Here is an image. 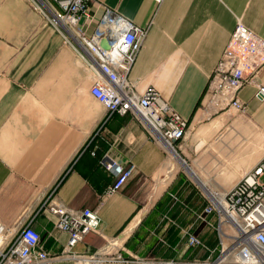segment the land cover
I'll return each mask as SVG.
<instances>
[{
    "label": "crops",
    "instance_id": "1",
    "mask_svg": "<svg viewBox=\"0 0 264 264\" xmlns=\"http://www.w3.org/2000/svg\"><path fill=\"white\" fill-rule=\"evenodd\" d=\"M103 5L148 27L128 79L186 119L178 155L131 112L109 114L90 95L94 71L30 0H0V221H32L41 248L61 255L68 234L49 204L89 208L99 227L67 252L85 264L104 250L123 260L98 264H228L217 263L216 213L210 223L198 216L207 193L229 189L264 155V67L239 92L244 113L207 107L205 90L237 22L264 39V0H95L91 14ZM103 158L135 164L114 193ZM188 234L201 243L188 245Z\"/></svg>",
    "mask_w": 264,
    "mask_h": 264
},
{
    "label": "built area",
    "instance_id": "2",
    "mask_svg": "<svg viewBox=\"0 0 264 264\" xmlns=\"http://www.w3.org/2000/svg\"><path fill=\"white\" fill-rule=\"evenodd\" d=\"M94 1L30 0V3L83 58L86 67L94 71L90 95L109 114L131 112L166 150L177 151L186 136V119L167 104H158L160 96L155 88L148 87L139 92L136 84L128 79L148 27L135 24L106 5L96 18L90 12ZM263 67L264 39L237 22L208 77L204 104L219 111L232 108L244 113L246 104L240 99L239 92L245 84L253 82ZM259 91L264 95V87H259ZM100 163L115 176L107 193L120 190L135 170L133 163L122 166L109 158H103ZM263 175L264 155L229 189L206 194L208 204L198 217L210 223L207 215L216 213L220 238L217 263L264 264ZM49 210L56 216L55 228L68 234L66 252L51 255L43 250L41 233L32 221L11 226L0 221V264H50L67 256L73 258L75 264H85L84 256H69L67 252L87 233L98 229L97 211L89 208L71 210L55 204H49ZM187 243L197 245L201 242L195 235L188 234ZM102 259L123 260L120 253L104 250L88 256L86 264H98Z\"/></svg>",
    "mask_w": 264,
    "mask_h": 264
},
{
    "label": "rangeland",
    "instance_id": "3",
    "mask_svg": "<svg viewBox=\"0 0 264 264\" xmlns=\"http://www.w3.org/2000/svg\"><path fill=\"white\" fill-rule=\"evenodd\" d=\"M262 151H258V153L260 154ZM261 155V154H260ZM174 156V155H173ZM259 156V155H258ZM174 158H175V156H174ZM177 159V158H176ZM261 180L262 181H264V175L261 177ZM233 184V183H232ZM232 184H230V186L232 185ZM224 185H227V184H224ZM202 186L205 188V190H207L206 189V186H204L203 184H202Z\"/></svg>",
    "mask_w": 264,
    "mask_h": 264
},
{
    "label": "water",
    "instance_id": "4",
    "mask_svg": "<svg viewBox=\"0 0 264 264\" xmlns=\"http://www.w3.org/2000/svg\"><path fill=\"white\" fill-rule=\"evenodd\" d=\"M176 153V152H175ZM176 155H178L177 153H176Z\"/></svg>",
    "mask_w": 264,
    "mask_h": 264
}]
</instances>
